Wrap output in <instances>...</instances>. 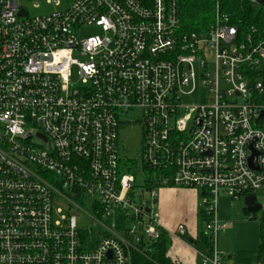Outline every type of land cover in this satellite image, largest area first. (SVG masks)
Segmentation results:
<instances>
[{"label": "built area", "instance_id": "built-area-1", "mask_svg": "<svg viewBox=\"0 0 264 264\" xmlns=\"http://www.w3.org/2000/svg\"><path fill=\"white\" fill-rule=\"evenodd\" d=\"M181 7L69 0L28 16L0 0V264H132L167 232L162 187L199 192L211 235L200 264H233L216 247L217 198L264 187V29L239 30L217 3L204 31H186ZM134 121L149 189L120 172L119 128Z\"/></svg>", "mask_w": 264, "mask_h": 264}, {"label": "rangeland", "instance_id": "rangeland-1", "mask_svg": "<svg viewBox=\"0 0 264 264\" xmlns=\"http://www.w3.org/2000/svg\"><path fill=\"white\" fill-rule=\"evenodd\" d=\"M69 0H21L26 8L28 16H41L61 10ZM96 27L83 28L80 36L90 33H97ZM211 50L206 53L208 60L212 59ZM197 102L195 97L184 99V103L191 104ZM139 116L138 110L132 112L129 117L135 119ZM127 117V119L129 118ZM143 144V127L139 121L127 122L120 126L118 137L119 167L120 172H130L135 176V188L141 186L148 175V171L142 169L139 154ZM256 203L261 208L251 214L245 211L243 199L233 200L225 195L221 190L217 198V219L219 223L225 225L216 238L217 249L226 256L236 252L256 253L259 247L260 226L264 223V187L252 191ZM81 209H76L77 229L86 232L92 227V220L88 216L91 214L89 204L82 201L79 204ZM197 248L203 249L200 242ZM233 263V260H230Z\"/></svg>", "mask_w": 264, "mask_h": 264}, {"label": "trees", "instance_id": "trees-1", "mask_svg": "<svg viewBox=\"0 0 264 264\" xmlns=\"http://www.w3.org/2000/svg\"><path fill=\"white\" fill-rule=\"evenodd\" d=\"M217 3L221 11L231 15L230 22L239 30H247L251 27L264 29V6L254 3L252 0H182L181 21L184 30L204 31L214 15ZM150 186L148 181H144L141 185L146 189H149ZM206 221L207 216L204 209L199 207L197 240L208 247L211 244V235L204 228ZM170 244L169 235L162 231L158 240L147 245L143 251L133 252L132 264H177L167 255ZM231 259L233 264H255V262L264 264V223L260 226L257 252L239 251L231 254Z\"/></svg>", "mask_w": 264, "mask_h": 264}, {"label": "crops", "instance_id": "crops-1", "mask_svg": "<svg viewBox=\"0 0 264 264\" xmlns=\"http://www.w3.org/2000/svg\"><path fill=\"white\" fill-rule=\"evenodd\" d=\"M155 207L164 230L173 232L178 224L186 228L184 237L171 238L167 255L177 264H200L199 252H205L208 247L201 243L203 249L197 248L199 192L192 188L162 187Z\"/></svg>", "mask_w": 264, "mask_h": 264}, {"label": "water", "instance_id": "water-1", "mask_svg": "<svg viewBox=\"0 0 264 264\" xmlns=\"http://www.w3.org/2000/svg\"><path fill=\"white\" fill-rule=\"evenodd\" d=\"M254 3L258 4V5H261V6H264V0H252ZM24 11L23 10H20L18 12V15H23ZM264 113V112H263ZM262 113V114H263ZM261 114V115H262ZM255 157H256V153L253 151L252 154L250 155L249 157V165L251 167H254L253 166V162L255 161ZM243 204H244V208L246 210V212L248 214H251L257 210H259L261 208V206L259 204L256 203V200H255V197L253 194H248L246 195L244 198H243ZM188 241L192 242V239H188ZM228 259L231 258V255L229 254L227 256Z\"/></svg>", "mask_w": 264, "mask_h": 264}]
</instances>
